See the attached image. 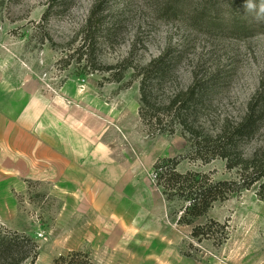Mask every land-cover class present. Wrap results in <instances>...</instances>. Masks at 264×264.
<instances>
[{
	"label": "rangeland",
	"instance_id": "obj_1",
	"mask_svg": "<svg viewBox=\"0 0 264 264\" xmlns=\"http://www.w3.org/2000/svg\"><path fill=\"white\" fill-rule=\"evenodd\" d=\"M159 65L172 75L152 101L219 78L191 117L203 133L264 108V0H0V229L35 242L31 264L71 251L93 264H264L257 185L198 217L156 185L166 159L214 183L238 177L224 159L193 160L169 116L141 121L138 73ZM263 140L264 115L238 151Z\"/></svg>",
	"mask_w": 264,
	"mask_h": 264
},
{
	"label": "trees",
	"instance_id": "obj_2",
	"mask_svg": "<svg viewBox=\"0 0 264 264\" xmlns=\"http://www.w3.org/2000/svg\"><path fill=\"white\" fill-rule=\"evenodd\" d=\"M153 61L149 67L154 66ZM160 72H139L140 106L139 117L151 129L161 127V117L169 116L182 127L187 135L189 156L193 160L209 163L221 158L226 168L238 169L235 180L211 182L209 178L198 173L181 174L176 171L178 161L166 159L153 168L156 185L163 189L162 194L170 199L180 196L187 200V212L198 217L207 212L212 203L225 199L227 195L248 190L257 185L256 195L264 201V140L254 148L252 155L243 156L238 151L239 142L254 137L260 130V121L264 108L259 105L249 107L245 116L236 123L225 120L214 133H203L191 122L202 102L208 101L218 86V79L206 77L198 81L194 76L193 83L185 90H177L164 100L152 101V92L169 79L172 72H165L166 65H159ZM148 70V68H147ZM161 116V117H160ZM159 131H165L159 128ZM167 131V130H166ZM173 130H171L172 132ZM170 132V130H169ZM238 152V153H237ZM35 242L17 232L0 229V264L33 263L36 259ZM52 264H93L87 253L71 251L56 258Z\"/></svg>",
	"mask_w": 264,
	"mask_h": 264
},
{
	"label": "crops",
	"instance_id": "obj_3",
	"mask_svg": "<svg viewBox=\"0 0 264 264\" xmlns=\"http://www.w3.org/2000/svg\"><path fill=\"white\" fill-rule=\"evenodd\" d=\"M56 156H58V158H59V161H60L61 155H59L58 153H57V154H55V156H54V160H55V161H57V160H56Z\"/></svg>",
	"mask_w": 264,
	"mask_h": 264
}]
</instances>
